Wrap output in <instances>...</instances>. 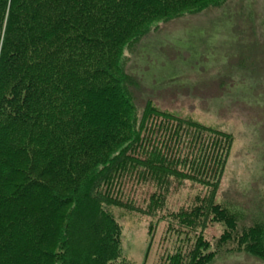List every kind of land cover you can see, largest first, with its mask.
<instances>
[{
	"label": "trees",
	"instance_id": "trees-1",
	"mask_svg": "<svg viewBox=\"0 0 264 264\" xmlns=\"http://www.w3.org/2000/svg\"><path fill=\"white\" fill-rule=\"evenodd\" d=\"M226 1L0 0V264H132L115 209L165 223L157 264L264 259V221L218 198L233 135L141 105L127 69L154 21Z\"/></svg>",
	"mask_w": 264,
	"mask_h": 264
},
{
	"label": "rangeland",
	"instance_id": "rangeland-1",
	"mask_svg": "<svg viewBox=\"0 0 264 264\" xmlns=\"http://www.w3.org/2000/svg\"><path fill=\"white\" fill-rule=\"evenodd\" d=\"M152 27L135 53L126 51L138 102L152 98L176 115L231 133L218 198L232 201L244 224L253 217L264 221V0H227L174 20L158 19ZM185 191L196 192L185 189L181 202ZM115 213L123 225V255L132 264H157L174 244L173 236L168 243L163 238L164 222ZM207 232L219 234L220 226ZM210 264L264 259L228 253Z\"/></svg>",
	"mask_w": 264,
	"mask_h": 264
}]
</instances>
